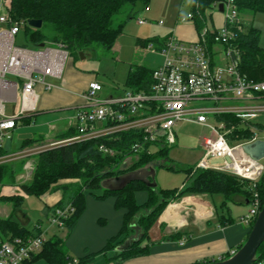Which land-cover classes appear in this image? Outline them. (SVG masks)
Wrapping results in <instances>:
<instances>
[{"label":"trees","instance_id":"16d2710c","mask_svg":"<svg viewBox=\"0 0 264 264\" xmlns=\"http://www.w3.org/2000/svg\"><path fill=\"white\" fill-rule=\"evenodd\" d=\"M151 0H11L9 13L14 20L23 21L27 29L29 43L37 47L40 43H62L74 59L81 52L87 50H100L105 55H112L114 45L123 32L125 24L137 12L145 9ZM220 0H190L194 13L193 23L199 33L201 42L211 58L216 48H223L220 41L216 40L219 29L209 24L206 11L216 8ZM239 14L264 12V0H235ZM207 16V17H206ZM211 18V14H210ZM30 19L41 20L40 28H33L27 24ZM208 25V27H207ZM210 25V26H209ZM231 27V26H230ZM233 43L240 50L239 71L249 79L264 80V48L259 43L260 29L249 26L246 30L232 27ZM168 38V37H167ZM167 38H154L138 41L141 46H147L152 41L159 50L166 45ZM152 68L145 64H132L125 82V91H149L153 82ZM215 117L230 132L227 134L229 142H244L253 136V127L260 129V124L251 123L245 117L234 112L215 114ZM76 133L74 127L59 135L61 138L72 136ZM144 133L140 130L119 131L97 138L71 142L42 150L34 155L36 166L28 183L21 184V191L15 194L0 192V201L9 202L13 211L19 208L26 195L38 197L55 192L60 189L62 194L57 203L48 206L50 211L55 207H63L71 203L74 212L63 218V225L70 228L75 224L78 216L85 207V190L101 188L103 195L113 194L116 205L124 211L123 224L116 239L117 252L112 256L116 261L145 256L150 253L149 230L156 223L165 207L172 201L184 195H199L220 193L224 200L222 206L228 203L241 204L250 200L252 191H258L264 202V173L254 188H251L247 179L227 171L202 168L197 165L184 169L186 178L190 182L182 187L173 189H158L147 186L141 181H131L122 190L111 191L102 187L104 179L113 177L130 170L139 169L146 164L160 162L168 158L173 145L160 146V144H147L146 149L137 154L130 153L131 145L142 139ZM44 139H25L21 148L39 144ZM108 146L115 150V155L101 151L100 147ZM156 146L154 149H152ZM0 154L3 151L0 150ZM131 155L132 162L121 167V162ZM159 167L174 169L172 165L165 166L158 163ZM156 167V166H155ZM12 165H0V183L10 184L13 177ZM193 172V174H192ZM70 182L59 184L60 181ZM147 190L148 198L145 202L135 200L137 190ZM222 219V216H220ZM224 218V217H223ZM227 220V219H225ZM229 218L227 222H233ZM254 221L251 222L250 228ZM31 231L24 223L15 220L12 214L7 217L0 216V236L5 238L32 237L40 235ZM250 231V230H249ZM113 239V240H115ZM130 239L129 245L125 241ZM242 245V244H241ZM240 245V246H241ZM239 246V247H240ZM111 244L109 249L114 248ZM230 253L224 257H228ZM43 257L48 264H95L90 255L80 259H72L68 254L65 241L54 235L46 238L42 250L31 260ZM204 261H211L209 259ZM254 264H264V243L261 244L257 260Z\"/></svg>","mask_w":264,"mask_h":264},{"label":"built area","instance_id":"2783aa9c","mask_svg":"<svg viewBox=\"0 0 264 264\" xmlns=\"http://www.w3.org/2000/svg\"><path fill=\"white\" fill-rule=\"evenodd\" d=\"M223 3L224 24L219 29L216 40L220 41L226 66L213 63L210 53L199 41L186 43L170 36L162 48L165 54L163 63L153 70L152 85L149 91L126 90L122 95L95 98L102 89L96 81L89 83L83 97L89 101V107H82L76 115V133L72 136L54 140L39 146H30L22 151L1 155L0 164L17 157H30L38 152L55 146L85 141L119 131L140 130L142 139L134 142L130 153L137 154L145 150L147 144L159 143L171 146L176 143L174 125L181 120H194L206 124L208 113L218 114L235 112L241 116L254 115V112L238 113V110L222 108L217 104L203 108H191L189 102L212 99L218 101L231 94L237 98L264 95V80L249 79L239 71L240 50L233 43L232 27L243 28L235 0H220ZM11 0H0V146L12 139L25 113L35 111L38 100L36 85L45 90L56 87L49 77L62 78L69 52L62 43H44L43 46L28 47L16 44V36L22 29L23 21L14 20L9 9ZM194 13L179 15L182 22L193 21ZM146 19H138L144 24ZM159 21V24H162ZM231 26V27H230ZM228 76V79L225 78ZM21 96L20 112L6 113V103L17 101ZM264 106H257L252 111H260ZM214 137L203 138L204 155L198 167L222 169V165L232 166L235 175L249 180L254 188L264 173V164L250 158L243 151L242 145L260 137L254 131L246 142L231 144L227 134L229 129L221 122L219 127H211ZM164 134L160 135L159 133ZM104 153L115 155V150L102 145ZM230 156L232 162L212 165V158ZM128 157V156H127ZM32 162H26L24 169L29 174ZM224 171V170H223ZM260 193L252 191L246 214L240 217L244 224L255 221L261 205ZM74 212L71 203L55 207L49 211L51 222L63 224V218ZM45 239L42 234L24 238H5L0 236V264H25L42 250Z\"/></svg>","mask_w":264,"mask_h":264},{"label":"rangeland","instance_id":"374dc122","mask_svg":"<svg viewBox=\"0 0 264 264\" xmlns=\"http://www.w3.org/2000/svg\"><path fill=\"white\" fill-rule=\"evenodd\" d=\"M191 9L190 0H151L145 9L137 12L125 24L122 34L114 45L112 55H105L100 50H87L83 52V56L79 54V57L76 59L68 56L64 69L79 70L86 74L88 79H93L101 84L102 90L96 94L95 98L102 100L109 95H122L125 92V82L131 64L141 63L155 69L165 59V54L162 50H159L155 43L151 41L149 45L141 46L138 41L140 39L151 40L167 37L172 31L173 22L177 21L178 14H186L191 12ZM210 11L213 14L214 22L216 24L217 22L220 23L222 19H217L218 15V17L221 16L218 14L217 8ZM210 11H206V15L209 16H206L208 23L212 19L210 18ZM240 18L245 30L252 25L257 27L262 26L260 40L264 45V12H257L255 14L248 12L241 14ZM138 19H146L147 21L144 24H139L137 22ZM159 21L163 23L159 24ZM209 24L212 26L213 21ZM16 44L32 47L28 40L27 29L23 25L21 31L16 36ZM220 55L223 56L222 53ZM218 65L225 67L226 60L221 59ZM188 105L191 108H203L213 106L215 103L211 100L202 99L190 101ZM256 113V118L251 119V121L262 124L263 127L256 130L259 136L262 137L264 136V109ZM65 114H67L66 121H69L68 116L72 115L71 111H67ZM33 122L32 119L30 125H21L22 133H28V136H32V133L37 131L35 129H40L38 125L39 121L37 123ZM75 122L76 120L74 124ZM220 125L221 122L212 113H208L206 124L198 123L194 120H181L174 125L173 130L177 140L170 150L169 157L161 159L160 162H153L152 165L149 163L144 166L147 168L156 166L155 181L158 189H173L175 187H182L190 182L191 176L186 180L184 169L197 165L202 159L204 155L203 138L214 137L215 134L211 127H219ZM132 157L128 155L121 162V167L128 166L133 160ZM261 162L264 164V158ZM23 163L12 168L13 177L10 184L4 183L3 185L0 183V192L2 190L3 194L19 193L21 191V184L28 183L31 180L36 161L32 162L29 174L24 175V179L17 180V176L25 172L22 169ZM158 163H163L165 166L172 165L174 169H167L163 166L159 167L157 166ZM70 181L63 180L59 184ZM60 193L62 194L61 190L58 189L55 192L40 197L26 195L22 205L14 211L9 202L0 201V216L12 214L15 220L24 223L36 234L39 232V227L41 230L40 234H42L44 239L54 235L62 238L65 241L69 256L75 262L81 257L90 255L95 264H123L120 261L112 259V256L117 252L115 250L118 248L115 238L119 237L124 217L123 209L116 205V197L113 194H106L100 197L104 193L101 188L85 190L84 210L78 216L73 227L70 228L67 225L52 223L50 213L47 210L48 206H52L59 201L56 196L60 195ZM220 196L222 197V195ZM147 198V190L143 189L135 192V200L138 203L145 202ZM227 207L231 208L232 213L234 212V208H237L230 203L225 206V208ZM111 244H115V247L109 249ZM29 264H48V262L43 257H40Z\"/></svg>","mask_w":264,"mask_h":264},{"label":"crops","instance_id":"0c3cea01","mask_svg":"<svg viewBox=\"0 0 264 264\" xmlns=\"http://www.w3.org/2000/svg\"><path fill=\"white\" fill-rule=\"evenodd\" d=\"M191 12H193L192 9ZM218 12L221 16L218 17V15L217 19L221 18L222 20L220 23L217 22V24L214 22L211 11L210 14L214 28L220 29L224 24V15L221 11L218 10ZM181 14L179 13L177 21L173 22L172 31L167 37L174 36L186 43L199 41V33L193 21H180L179 15ZM257 28L260 29L261 35L262 26H258ZM259 43L264 48L260 38ZM221 51L220 47L216 48L214 52L212 60L216 65L223 59V56L220 55ZM225 78L228 79V76H225ZM47 80L54 82L56 87L48 91L42 85H36V92L38 93L36 109L31 113L24 114V118L19 121L17 128L13 132L12 139L5 141L0 146L3 155L17 153L25 149L21 148V145L28 138L44 139L35 146L62 139L59 135L75 127L76 122L74 124V121L76 120L78 110L82 107L90 106L89 101L83 97V93L87 91L89 83L95 80L88 79V76L83 72L75 69H64L62 78L49 77ZM205 100L214 101L215 104L222 108L238 110V113L241 114L254 112V115L243 117L251 123L262 125L260 122L251 121V119L256 118V112H259L252 110L257 106H264V95L237 98L229 94L224 98L218 99V101L212 99ZM20 110V95H18L15 103H6L7 114L20 112ZM67 111H71L72 114L68 116L69 121H66L67 114L65 112ZM32 119L33 123L39 121L38 125L40 129H35L37 131L32 133V136H28V133H22L21 125H30ZM252 127L254 131L257 130L254 126ZM33 161H35L34 155L30 157H17L6 163L15 168L24 162L22 169L25 170V163ZM24 175H26V170L17 176V180L24 179ZM219 194H190L170 202L149 230L148 241H144V243L150 242V253L120 262L123 264H194L207 259L217 260L223 258L228 253L231 254L239 248L248 236L250 225L242 223L240 217L248 212L250 205L249 201L241 204L230 203L237 207L236 209L234 208V212L232 213L231 208L222 206L224 197L222 194H220L222 197ZM56 197L59 200L61 193ZM234 215L237 216L234 217ZM220 216H222V219H220ZM229 218H233L234 221L227 222Z\"/></svg>","mask_w":264,"mask_h":264},{"label":"water","instance_id":"95a60500","mask_svg":"<svg viewBox=\"0 0 264 264\" xmlns=\"http://www.w3.org/2000/svg\"><path fill=\"white\" fill-rule=\"evenodd\" d=\"M218 10L223 11V3L218 5ZM27 24L33 28H40L42 26L41 20L30 19ZM44 43H40L39 46H43ZM81 56L84 55L83 52L80 53ZM164 134L163 132L159 133ZM243 151L250 158L256 161H261L264 158V139H256L251 142H247L242 145ZM224 161L231 163L232 159L230 156H225L224 158H212L210 163L212 165L222 164ZM224 171L229 173H234V168L232 166H221ZM156 169L153 166L142 167L135 170H130L125 173L106 178L102 181L101 185L103 188L118 191L122 190L131 181H141L147 186L155 188L157 183L155 181ZM130 239L125 241V246L129 245ZM264 243V202L261 205L256 219L250 228L246 240L242 245L233 251L228 257L213 259L211 261H201L194 264H254L257 260L258 250L261 244ZM118 247L117 249H121Z\"/></svg>","mask_w":264,"mask_h":264}]
</instances>
